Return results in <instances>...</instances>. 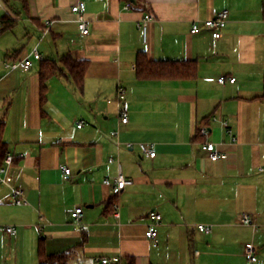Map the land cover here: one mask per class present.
Here are the masks:
<instances>
[{"label": "crops", "instance_id": "1", "mask_svg": "<svg viewBox=\"0 0 264 264\" xmlns=\"http://www.w3.org/2000/svg\"><path fill=\"white\" fill-rule=\"evenodd\" d=\"M1 1L0 18L15 22L0 35V124L16 158L8 184L0 183V225L18 232L0 233V264H40L41 247L62 255L57 264H103L100 258L113 255L128 264H249L247 242L259 248L256 264H264V0H84L87 37L71 10L79 0ZM225 8L220 38L205 26L191 32L195 21ZM147 13L153 20L145 42L139 22ZM36 48L59 65L43 88ZM66 54L87 63L83 89L61 62ZM142 54L193 61L195 76L140 78ZM24 57L33 59L31 69L5 66ZM222 75L225 84L217 80ZM119 83L130 104L126 124L118 117ZM206 123L226 158L211 160L201 148ZM129 142L154 143L156 156ZM61 165L72 170L69 177ZM120 170L133 183L116 195L118 217L104 180L113 182ZM13 187L27 204L13 201ZM78 206L83 215L75 223L70 209ZM152 210L163 216L157 245L145 235ZM243 213L260 228L239 223Z\"/></svg>", "mask_w": 264, "mask_h": 264}, {"label": "built area", "instance_id": "2", "mask_svg": "<svg viewBox=\"0 0 264 264\" xmlns=\"http://www.w3.org/2000/svg\"><path fill=\"white\" fill-rule=\"evenodd\" d=\"M0 7H3V2L1 0H0ZM130 7H131L130 3L126 5V9H129ZM71 10L77 16L80 36L87 37L90 34V20L86 14V10H87L86 2L84 0L77 1L71 6ZM229 16H230V10L227 8L222 9L218 13H216L214 17L208 18L203 22L195 21L192 25L191 32L196 33L201 29L202 26H205L211 31L212 36L218 39L222 36L223 30L227 26ZM152 20H153L152 15L147 13L141 18L139 22V26L143 31V38L145 42L148 41L149 24ZM50 24H51L50 20L45 21L46 26H49ZM33 57L37 60L44 59L42 53L37 48L33 51ZM5 66L12 70H18V69L29 70L33 66V59L30 57H24L18 60H11V61L8 60L5 61ZM217 80L219 83L225 84L228 81V78L227 76L222 75L218 77ZM229 81L235 82V78L231 77ZM115 99L118 103V117L121 123L126 124L130 121V104L127 98V89L121 83H119L117 86ZM211 119L217 120L218 118L216 115H213ZM84 123H85L84 120H80L77 123V126L81 128L84 125ZM221 123L224 127H226L228 133L232 137V140L236 142L237 137L233 134V130L229 125V121L227 119H222ZM199 132L205 138V140L201 144V148L207 153L208 157L211 160L216 161V160L224 159L228 156L227 153L221 151L218 148L217 144L214 141L209 140L211 128L208 123L204 124L203 126H200ZM110 137L118 138V132L113 131L110 134ZM116 143L117 146L120 148L121 142L118 139H116ZM136 145L139 147L142 155L151 158L156 156V148L154 143L141 142L135 144L133 142H129L125 146L129 149H134ZM15 158H16L15 154L10 152L7 153L4 162L0 165V183L8 184V173L10 168L14 164ZM114 160L115 159L113 157L109 158V162H113ZM61 169L65 175V178L69 177L72 174V170L66 165H61ZM104 182L112 186V194L116 196L127 185L132 184L133 179L130 177H126L120 170L119 174L117 175V177L114 179L113 182L109 178H106ZM12 189H13L12 199L15 203L19 205L28 203V201L24 199L23 190L14 187ZM114 208H115V215L119 217L120 206L118 202L114 204ZM70 214L75 223H80L81 217L83 215V206H78L70 209ZM148 216L150 221L148 223L145 235L148 239H150L154 243V245H157L159 240L158 226L162 223L163 216L157 210L150 211ZM238 222L243 225L252 226L255 230H258L260 228V226L256 222L255 217L249 213L241 214L238 217ZM198 229L204 233L209 234L212 232L213 227L212 225H208V224H200L198 225ZM17 232H18V228L15 225H0V233L15 235ZM244 253L249 264H256L262 261L259 257V248L253 242H247L245 244ZM100 262H102L103 264H128V262L124 260L123 257L120 255L102 257L100 258Z\"/></svg>", "mask_w": 264, "mask_h": 264}, {"label": "trees", "instance_id": "3", "mask_svg": "<svg viewBox=\"0 0 264 264\" xmlns=\"http://www.w3.org/2000/svg\"><path fill=\"white\" fill-rule=\"evenodd\" d=\"M15 22V19L8 15L0 18V35L11 28ZM61 62L65 64L70 70L71 77L80 89H83L85 71L87 63L83 61H77L73 59L69 54L64 55L61 58ZM59 71V65L56 60L44 59L41 64V83L42 88L45 85L47 79L55 75ZM196 64L193 61H182L172 59L152 60L149 59L145 54L139 56L137 60V75L143 79H185L195 76ZM264 97V95H263ZM4 126L0 124V165L4 162L7 155V143L2 138ZM199 135L200 132L198 133ZM116 203V196H113L110 200L109 205L114 206ZM41 257L40 264H57L61 260V256L47 255L44 249L41 247L39 250Z\"/></svg>", "mask_w": 264, "mask_h": 264}, {"label": "rangeland", "instance_id": "4", "mask_svg": "<svg viewBox=\"0 0 264 264\" xmlns=\"http://www.w3.org/2000/svg\"><path fill=\"white\" fill-rule=\"evenodd\" d=\"M1 13H2V8H0V15H1Z\"/></svg>", "mask_w": 264, "mask_h": 264}]
</instances>
